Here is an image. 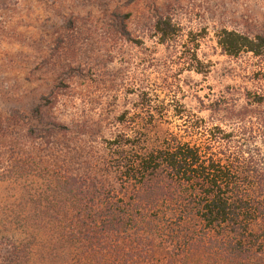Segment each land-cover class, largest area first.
<instances>
[{
	"label": "trees",
	"instance_id": "16d2710c",
	"mask_svg": "<svg viewBox=\"0 0 264 264\" xmlns=\"http://www.w3.org/2000/svg\"><path fill=\"white\" fill-rule=\"evenodd\" d=\"M122 16L117 31L130 40ZM152 28L162 44L178 36L170 17L157 16ZM216 38L227 56H254L264 80V28L221 29ZM191 61L201 73L194 54ZM143 97L144 112L116 118L130 132L100 149L58 148L67 126L37 106L8 110L0 182L19 181L21 203L0 217V264H264V89L250 102L261 109L235 114L231 128L175 106L177 132L153 141L140 124L166 115Z\"/></svg>",
	"mask_w": 264,
	"mask_h": 264
},
{
	"label": "rangeland",
	"instance_id": "374dc122",
	"mask_svg": "<svg viewBox=\"0 0 264 264\" xmlns=\"http://www.w3.org/2000/svg\"><path fill=\"white\" fill-rule=\"evenodd\" d=\"M125 14L130 40L116 27ZM159 15L178 26L174 41L159 43L152 28ZM263 28L264 0H0V123L11 108L37 106L69 129L54 138L56 147L100 149L104 138L130 132L116 118L144 112L138 106L147 93L152 110L163 105L166 115L140 124L150 141L177 132L175 106L235 127V114L261 109L250 102L264 80L254 56L223 54L216 34ZM215 102L222 109L211 114ZM20 190L19 181L0 182L1 218L19 213ZM1 220L0 235L7 233Z\"/></svg>",
	"mask_w": 264,
	"mask_h": 264
}]
</instances>
